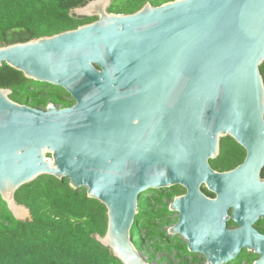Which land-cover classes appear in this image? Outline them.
I'll return each instance as SVG.
<instances>
[{"label": "water", "instance_id": "water-1", "mask_svg": "<svg viewBox=\"0 0 264 264\" xmlns=\"http://www.w3.org/2000/svg\"><path fill=\"white\" fill-rule=\"evenodd\" d=\"M110 3L73 9L96 18L75 30L0 47V67L74 101L37 109L0 89V198L24 222L19 188L42 176L68 180L106 209L95 240L121 264H150L130 234L138 199L177 186L185 194L168 204L178 219L167 240L181 239L205 264H229L243 251L264 264L255 229L264 222V0L145 3L127 15L108 13ZM225 137L245 158L217 172L209 161Z\"/></svg>", "mask_w": 264, "mask_h": 264}, {"label": "trees", "instance_id": "trees-1", "mask_svg": "<svg viewBox=\"0 0 264 264\" xmlns=\"http://www.w3.org/2000/svg\"><path fill=\"white\" fill-rule=\"evenodd\" d=\"M89 1L0 0V47L51 37L94 22L95 17L71 13ZM173 1L111 0L107 11L127 15L139 11L145 3L157 7ZM259 71L264 83V62ZM0 89H10L12 101L32 108L44 109L48 103L60 108L74 104L64 90L28 81L4 63L0 67ZM244 158L245 151L233 139L225 137L220 139L219 156L209 164L217 172H227L239 166ZM261 178L264 179V168ZM170 198V194L150 191L138 199L136 224L130 234L142 256L143 250L156 251L163 247L158 240L167 235L166 228L172 226L166 219L170 215L167 210ZM15 201L29 209L30 220L16 221L0 198V264H121L109 249L95 240L96 235L102 237L106 232V209L99 202L88 199L85 189L74 191L68 180L42 176L19 188ZM139 235L141 242L138 244ZM176 250L183 264H188L183 259L188 255L186 246ZM244 261L252 264L254 258L245 253L238 258L237 264ZM196 263L199 264L194 261L191 264Z\"/></svg>", "mask_w": 264, "mask_h": 264}, {"label": "flooded vegetation", "instance_id": "flooded-vegetation-1", "mask_svg": "<svg viewBox=\"0 0 264 264\" xmlns=\"http://www.w3.org/2000/svg\"><path fill=\"white\" fill-rule=\"evenodd\" d=\"M60 108V107H59ZM262 179V178H261ZM264 180V179H262ZM157 191H160L164 194H170L171 198L167 201V204H169L175 197H179V196H182L185 194V190L182 189L181 187H173L169 190H157ZM201 192L207 197V198H210V199H214L215 196L209 192H207V190L204 188V187H201ZM168 207V205H167ZM228 215L230 216L231 213L229 212ZM178 216L176 214H170L166 219L168 221H171L172 222V225H174L177 221V218ZM163 220H160V222H162ZM165 222V220H164ZM159 224V223H158ZM168 229V228H166ZM227 229L228 230H234L236 229V225L231 221L229 220L227 222ZM255 229L258 231L259 234L263 235L264 236V222L262 221H258L256 224H255ZM160 232H162V228L159 229ZM166 233H167V230H166ZM168 237L167 235L165 234L164 237L162 239H159L158 242L161 246L163 247H159L156 251L155 250H151L150 252L151 253H148L147 254V257H144L143 258L145 260H151V264L152 263H155V264H160L161 262H159L158 260L161 259V255L163 256H166V257H169L171 259H175V260H178L179 263L183 264V261L180 260L178 257H177V248H181L183 247V245L186 246L185 242L182 241L181 239L179 238H175L173 240H167ZM179 240V241H178ZM166 248V249H165ZM144 251V250H143ZM245 253H247L246 251H243L241 253V256H243ZM251 257L254 258V261L257 259V256L254 255L253 253H249ZM183 259L186 261V263L188 264H191L193 261L194 262H198L199 264H205L206 263V260L204 257L200 256V255H194V254H189L188 255H184L183 256ZM253 261V262H254ZM252 262V263H253ZM197 264V263H196ZM230 264V263H229ZM241 264H247L245 261L242 262Z\"/></svg>", "mask_w": 264, "mask_h": 264}, {"label": "built area", "instance_id": "built-area-1", "mask_svg": "<svg viewBox=\"0 0 264 264\" xmlns=\"http://www.w3.org/2000/svg\"><path fill=\"white\" fill-rule=\"evenodd\" d=\"M150 251L151 250H149L148 252L151 253ZM160 257H161V259L158 260L159 262H161L160 264H181V263H179L178 260L171 259V258L163 256V255H161ZM152 264H155V263H152Z\"/></svg>", "mask_w": 264, "mask_h": 264}, {"label": "rangeland", "instance_id": "rangeland-1", "mask_svg": "<svg viewBox=\"0 0 264 264\" xmlns=\"http://www.w3.org/2000/svg\"><path fill=\"white\" fill-rule=\"evenodd\" d=\"M140 242H141V236L139 235V236L137 237L136 243L139 244ZM142 252H143L144 257H147V254H148L149 252H146L145 250L142 251ZM237 263H238V258H237L235 261L231 262L230 264H237Z\"/></svg>", "mask_w": 264, "mask_h": 264}, {"label": "clouds", "instance_id": "clouds-1", "mask_svg": "<svg viewBox=\"0 0 264 264\" xmlns=\"http://www.w3.org/2000/svg\"><path fill=\"white\" fill-rule=\"evenodd\" d=\"M143 257V256H142ZM145 261H147V260H145ZM151 264V263H150Z\"/></svg>", "mask_w": 264, "mask_h": 264}]
</instances>
